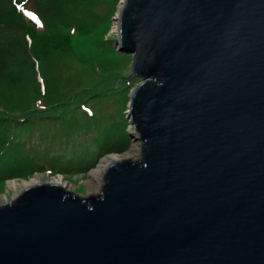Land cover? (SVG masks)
<instances>
[{
    "label": "water",
    "instance_id": "obj_1",
    "mask_svg": "<svg viewBox=\"0 0 264 264\" xmlns=\"http://www.w3.org/2000/svg\"><path fill=\"white\" fill-rule=\"evenodd\" d=\"M136 160L0 204V264H264V0H120Z\"/></svg>",
    "mask_w": 264,
    "mask_h": 264
},
{
    "label": "rangeland",
    "instance_id": "obj_2",
    "mask_svg": "<svg viewBox=\"0 0 264 264\" xmlns=\"http://www.w3.org/2000/svg\"><path fill=\"white\" fill-rule=\"evenodd\" d=\"M119 2L96 0L71 11L68 22H76L79 30L70 28V36L62 39L63 51L68 53L52 54L43 97L35 104L39 112L50 107L42 113L50 117L35 116L39 118L12 130L3 160L13 167L10 174L14 177L0 181V204L15 198L26 187L23 182L34 174H38V182H48L57 179L58 172L66 189L82 196L96 194L104 168L99 175L92 170L106 155L138 158L139 145L129 150L137 141L129 136L132 128L125 111L129 93L140 79L128 76L131 54L115 45L113 17ZM22 13L27 19L34 16L37 20L29 4ZM35 23L44 29L40 21ZM54 47L43 50L47 54ZM36 96L34 89H28L23 101L32 105ZM49 102H54V107ZM54 114L60 117L53 118Z\"/></svg>",
    "mask_w": 264,
    "mask_h": 264
},
{
    "label": "trees",
    "instance_id": "obj_3",
    "mask_svg": "<svg viewBox=\"0 0 264 264\" xmlns=\"http://www.w3.org/2000/svg\"><path fill=\"white\" fill-rule=\"evenodd\" d=\"M94 2L96 0H0V181L14 177L10 174L13 167L3 160L12 130L33 118L50 117V114H42L50 107L39 112L35 104L43 97L42 87L47 81L52 54L68 53L63 51L62 39L70 36V28L79 30L77 23L68 22L67 18L78 6ZM26 4L33 8L37 20L23 15L22 8ZM37 21L43 24V30L38 28ZM49 45L55 47L45 54L43 47ZM28 89L37 93L32 105L23 101ZM49 103L54 107V102ZM37 112L39 114L35 115ZM59 117L53 115V118Z\"/></svg>",
    "mask_w": 264,
    "mask_h": 264
},
{
    "label": "bare ground",
    "instance_id": "obj_4",
    "mask_svg": "<svg viewBox=\"0 0 264 264\" xmlns=\"http://www.w3.org/2000/svg\"><path fill=\"white\" fill-rule=\"evenodd\" d=\"M118 9H119V8H118ZM117 11H118V10H117ZM113 28H114V30H117V22H116V20H115L114 23H113ZM132 145H133V147H130L129 150L132 151V150L138 149V144H137V143H133ZM126 155H127V154H126ZM126 155H123V156H118L117 154L106 155L105 158H103L102 162H100L99 164H97L96 167H95V169L92 170L93 173H95L96 175H99L98 172L101 171L102 168L105 169L104 166H106L107 163L110 162L109 158H111V159H124ZM127 156H128V155H127ZM119 157H120V158H119ZM106 162H107V163H106ZM105 163H106V165H105ZM102 170H103V169H102ZM57 176H58L57 179H54V181H48V182H54V183H58V184H60V185L65 186L64 184L60 183V180L63 179V178H62L63 176H61V174H57ZM39 179H40V178L38 177V174H34V175L32 176V178H31L29 181H27V182H23V184L27 186V185H30V184H35V183L42 182V181H39V182H38ZM46 182H47V181H46ZM7 201H8V200H7Z\"/></svg>",
    "mask_w": 264,
    "mask_h": 264
},
{
    "label": "snow or ice",
    "instance_id": "obj_5",
    "mask_svg": "<svg viewBox=\"0 0 264 264\" xmlns=\"http://www.w3.org/2000/svg\"><path fill=\"white\" fill-rule=\"evenodd\" d=\"M29 15H33V14L29 13ZM33 18L35 19V17H34V16H33Z\"/></svg>",
    "mask_w": 264,
    "mask_h": 264
}]
</instances>
